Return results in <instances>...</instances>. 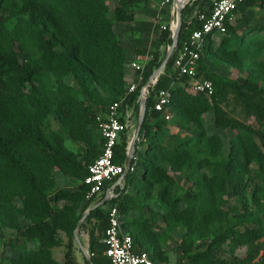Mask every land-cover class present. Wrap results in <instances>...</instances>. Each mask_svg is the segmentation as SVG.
<instances>
[{"label": "rangeland", "instance_id": "obj_1", "mask_svg": "<svg viewBox=\"0 0 264 264\" xmlns=\"http://www.w3.org/2000/svg\"><path fill=\"white\" fill-rule=\"evenodd\" d=\"M104 1L106 16L124 51L123 85L118 80L111 86L96 83L99 95L92 101L82 94L71 73L63 75L60 82L46 75L23 84L9 73L6 87L0 91L2 97L10 95L34 116V126L45 140L51 145L61 144L82 165L101 148L98 132L85 123V118L104 111L109 100L124 95L131 83H141L140 74L159 67L154 64L153 53L158 49L159 57L164 58L170 45L159 41L162 26L168 24L171 35L173 29L171 16L165 17V11L158 8L161 0H139L129 5L125 16L131 18L122 22L116 21L114 12L119 0ZM19 9L18 1L2 5L0 46L4 53H13L19 65H25L34 41L28 16ZM232 24L230 33L216 36V51L205 63L210 74L250 83L251 89L242 88L245 98L230 85L224 86L218 100L197 98L187 85L172 81L171 89L181 88V93L170 108V118L154 130L165 147H150L148 139L136 147L141 156H152L174 181L170 185L159 180L158 173H148L124 188L130 201L121 214V229L138 234L156 264H180L204 251L213 239L216 244L212 254L197 258L195 264H264V8L252 6L238 12ZM223 36L228 40L218 44ZM223 49L237 53L223 54ZM134 62L143 66L141 71L134 70ZM139 111L138 105L132 109L130 139ZM174 141L182 142L183 149L178 153L170 150ZM19 145L24 155L37 158L38 152L28 142L20 140ZM232 152L237 154L234 161L229 160ZM44 168L43 180L50 183L43 190L47 197L59 189H79L81 179L76 175L57 167ZM2 174L0 162V264H16L14 258L23 249L34 251V258L20 264H64L70 221L102 197L92 199V204L69 197L48 200L52 213L47 216L45 211L37 212L26 204L30 195L26 187L4 183ZM39 216L55 225L52 238L40 240L26 230ZM97 231L90 213L77 232L83 250L72 236L75 264H87L89 232L97 238Z\"/></svg>", "mask_w": 264, "mask_h": 264}, {"label": "trees", "instance_id": "obj_2", "mask_svg": "<svg viewBox=\"0 0 264 264\" xmlns=\"http://www.w3.org/2000/svg\"><path fill=\"white\" fill-rule=\"evenodd\" d=\"M8 1L10 0H0V9L2 5ZM11 1H18L20 4L19 12L28 16L27 22L30 26V34L33 36L34 43L30 52H27L25 65H19L16 56L13 53L10 55L4 53L3 48L0 46V91L6 87V76L9 73H13L18 84H23L25 81L36 80L46 75H53L56 80L60 82V78L63 75L71 73L78 83L79 90L82 94L89 97L92 101H95V97L99 95L95 85L96 83L111 86L112 83L114 84L118 80L120 84L123 85V71L121 66L124 60V51L119 45L116 33L112 30L110 18L106 16L108 8L104 0ZM138 1L139 0H119L114 7L116 21L122 22L130 19L131 15L129 17L125 16V10H127L129 5ZM210 2L211 0H193L182 10V23L177 46L166 63L165 68L158 75L156 82L148 87L144 120L137 137L138 139L135 141L134 150L137 158L134 169L133 171H128L124 175L122 179L123 187H116V195L114 197L103 205L90 211V213H93V220L97 229L99 228L104 231L107 225V206H116L121 220V214L127 206L126 202L130 201V197L124 193L125 185L127 186L137 183L139 180H143L148 173H158L159 180H166L170 185L174 182L173 179L154 162L152 156H149L147 153H143L141 156L139 153L140 151H137L136 147L145 139H148L150 147H165L154 134V130L161 128V123L165 120L161 112L154 109L156 94L160 89H169V108H172L173 103H176L175 97L179 92L181 93V88L171 89L170 85L172 81H181L183 86L190 85L191 79L187 76L178 77L172 69V63L185 37L199 26L194 12L205 9ZM252 6L264 8V0H241L234 10V14L245 12L247 8ZM162 28L159 41L171 43V31L168 24H164ZM232 29L233 24H228L227 32L224 35L226 36ZM228 38L229 37L223 36L217 43L223 44ZM214 51H216L214 49V42L208 39L205 43L203 53L198 60L196 79L210 80L213 85V93L209 96L200 93L196 95L199 96L197 98H204V96H206L218 100L222 96L225 85H230L239 96L245 98L242 88L251 89L252 86L250 83H239L236 80L209 73L205 61L206 58L212 56ZM222 51L223 54L227 55L237 53L235 50L228 51L223 49ZM159 56L158 49H155L153 60L156 66L161 64L163 58ZM153 68L154 67L148 69L142 74L141 83L137 85L133 92H126L124 95L115 96L109 100L108 105L114 101H119L122 105L121 107L125 105H133V108L137 105L139 107V89L145 84ZM103 102L100 101L98 103L103 104ZM105 110L97 113H90V117L85 118V123L91 124L98 132L95 117L98 114H103ZM215 113L218 115L217 109H215ZM150 120L153 121V125L150 123ZM152 126H154L153 129ZM20 140L28 142L38 152L36 159H30L22 153L19 145ZM100 144L102 145L101 137ZM170 144L171 143H169V145ZM172 144L170 150H174L176 153L183 149L181 148V141H174ZM126 146L127 136L122 134L115 147V163L122 164L126 161ZM231 156L229 160L234 161L237 157L236 152H232ZM95 157H91L82 165L79 161H76L72 154L61 144L51 145L34 126V116L23 109L13 97L8 95L7 98H4L0 93V162L3 164L4 172V174H2V180L10 186L20 185L26 187L30 195L25 200L26 204H31V208L37 210V212L43 210L48 214L47 216H50L52 211L48 200L57 201L60 198L69 197L75 198L77 201H86L87 204H92L93 201L87 200L85 197L87 187L83 183V179L87 173V164ZM45 166L47 169L57 167L64 173L79 177L81 179L79 189L74 192L66 189H59L52 197H47L43 190L47 188L50 183H45L43 180ZM227 166H229V164ZM35 171L40 172L39 176L36 175ZM80 216L81 214H78L74 220L70 221V228L67 230L69 243L64 254V264H75V255L72 250V231ZM26 230H29L32 235L40 240L50 239L55 231V225H51L43 219L42 216H39L35 218L34 222L30 224ZM129 234L133 239L134 251L147 250L144 248L143 241L138 234ZM91 236L89 232V237L91 238L89 241V250L93 253V255H91L92 263L108 264L102 251H95L96 238ZM215 244L216 239H213L204 251L197 253L180 264H195L197 258H206L210 256ZM97 253L98 255H96ZM150 253L155 259L153 253ZM33 258L34 251L23 249L14 259L16 264H20ZM86 263L89 264L87 260Z\"/></svg>", "mask_w": 264, "mask_h": 264}, {"label": "built area", "instance_id": "obj_3", "mask_svg": "<svg viewBox=\"0 0 264 264\" xmlns=\"http://www.w3.org/2000/svg\"><path fill=\"white\" fill-rule=\"evenodd\" d=\"M193 0H186L182 3L183 8ZM241 0H211L210 4L203 10L194 12L199 22V26L193 29L183 40L180 49L175 55L172 69L178 77L187 76L191 79L188 86L190 90L197 94L207 96L213 93V85L210 80L196 79L198 60L203 53L205 43L208 39L215 43L217 35H224L227 32V25L232 24L234 10ZM171 5V27L176 23V5L173 0H162V7ZM169 26V25H168ZM174 29V28H173ZM172 29V31H173ZM135 71H141L143 66L132 63ZM141 74L139 79H141ZM157 78L151 83L153 85ZM150 85V86H151ZM137 87L136 83H131L127 92H133ZM148 89L146 92V96ZM139 103V96H138ZM170 93L169 89H160L155 98L154 109L161 112L165 119H169L170 114ZM119 101L110 103L103 114L95 117L96 125L102 145L98 155L90 161L87 166V173L83 179L86 185L85 197L87 200L97 199L100 196L114 197L118 178L126 171V161L122 164L114 162L115 147L122 134L127 136L126 155L130 143L129 129L132 127L131 113L133 106L121 107ZM140 108V105H139ZM138 139V138H137ZM134 151L128 171H133L136 162ZM133 160V162H132ZM126 172V173H127ZM123 179V178H122ZM118 183V184H117ZM107 225L103 231V256L108 264H156L155 259L148 250L134 251L133 239L129 233L121 229L120 214L116 206H107ZM89 256L93 253L89 252Z\"/></svg>", "mask_w": 264, "mask_h": 264}, {"label": "water", "instance_id": "obj_4", "mask_svg": "<svg viewBox=\"0 0 264 264\" xmlns=\"http://www.w3.org/2000/svg\"><path fill=\"white\" fill-rule=\"evenodd\" d=\"M174 4L176 5V23H175V28L172 31V35H171V43L168 46L167 52L163 58V60L161 61V64L159 65V67L155 70L152 71L151 75L148 77V79L146 80L145 84L142 86L141 90H140V94H139V120L136 126V129L134 131V134L130 140L129 143V147H128V151H127V161H126V171L118 178L117 182L120 183L121 179L124 177V175L127 172L128 166L130 164L132 155L134 153V147H135V141L139 135V131L140 128L142 126L143 123V119H144V113H145V101H146V92L148 87L151 85V83L158 77V75L162 72V70L165 68L166 63L168 62L170 56L172 55L174 49L177 46L178 43V37H179V31H180V27H181V23H182V9H183V4L180 3L179 0H173ZM117 183V184H118ZM111 199V197L105 195L103 196L99 201H97L96 203H94L90 208H88L83 215L80 217V219L78 220V222L76 223L75 226V230L73 231V235H74V240L76 241V243L78 244V246L80 247V249L83 250V246L80 242L79 236H78V228L80 227L81 223L83 222V220L85 219V217L90 213L91 210H94L95 208L103 205L104 203H106L107 201H109ZM86 259L89 261L90 264H93L92 261L90 260L89 256H86Z\"/></svg>", "mask_w": 264, "mask_h": 264}, {"label": "crops", "instance_id": "obj_5", "mask_svg": "<svg viewBox=\"0 0 264 264\" xmlns=\"http://www.w3.org/2000/svg\"><path fill=\"white\" fill-rule=\"evenodd\" d=\"M162 1V0H161ZM160 9H162L163 11H165V17H170L171 16V11L170 9L168 10L167 8L168 7H162L160 4H159V7ZM166 9V10H164ZM168 12V13H167ZM169 15V16H168ZM103 197V196H101ZM100 200V199H99ZM97 234V238H96V250L95 251H98V250H101L103 249L104 247V244H103V230L102 229H99V231L96 232ZM90 252V251H89ZM88 252V253H89ZM88 261V260H87ZM89 262V261H88ZM101 264H106V263H101Z\"/></svg>", "mask_w": 264, "mask_h": 264}, {"label": "bare ground", "instance_id": "obj_6", "mask_svg": "<svg viewBox=\"0 0 264 264\" xmlns=\"http://www.w3.org/2000/svg\"><path fill=\"white\" fill-rule=\"evenodd\" d=\"M186 0H184L182 3H184ZM173 28H175V23L173 24Z\"/></svg>", "mask_w": 264, "mask_h": 264}]
</instances>
